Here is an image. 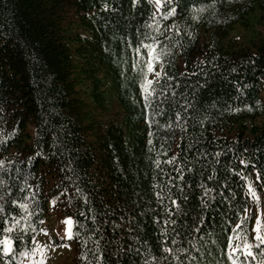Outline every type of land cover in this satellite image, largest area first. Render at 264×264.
<instances>
[{"label": "trees", "instance_id": "obj_1", "mask_svg": "<svg viewBox=\"0 0 264 264\" xmlns=\"http://www.w3.org/2000/svg\"><path fill=\"white\" fill-rule=\"evenodd\" d=\"M237 23L264 25V0H0V239L18 222L0 264L33 249L52 201L73 264H232L229 236L257 243L264 34L239 44ZM153 38L146 101L133 49ZM253 253L234 255L259 264L264 245Z\"/></svg>", "mask_w": 264, "mask_h": 264}, {"label": "snow or ice", "instance_id": "obj_2", "mask_svg": "<svg viewBox=\"0 0 264 264\" xmlns=\"http://www.w3.org/2000/svg\"><path fill=\"white\" fill-rule=\"evenodd\" d=\"M133 2L135 3V0H133ZM166 2L171 5L172 4V0H166ZM155 5L157 8L161 7L162 5V0H155ZM105 7H107V5H105ZM203 9H201L202 11ZM175 15V7L174 6H170L169 10L163 14L164 18H168V17H172ZM153 24L155 25V30L159 31V22L156 21L155 16L153 17ZM160 44V41L153 38L152 43H144L143 41L139 42L137 44V46L133 49V51L141 56L143 64H144V68L140 69L142 76H143V82L141 83V88L144 90L145 93V100H148V95L151 93L152 89L150 88V86L153 84L154 80L156 79V77H159L160 75H162L161 72H156L155 71V64L157 61H160L162 63L163 61V55H164V50L160 49L157 50V45ZM141 48L146 49V53H141ZM146 56V59H144L143 57ZM135 66V65H134ZM155 72V76L153 77V79H148V74L149 73H153ZM2 163V162H0ZM242 163H244V161H242ZM257 178L259 179V175L257 176ZM248 191L249 194L251 195L252 199L256 202L259 201V196L256 192V190L252 187L251 183H249L248 185ZM205 194H207V190H205ZM162 202V201H161ZM12 203H17L16 201H12ZM171 203L173 205H176V201L172 200ZM19 207L22 209H26L27 205L26 204H19ZM177 207H179V205H177ZM3 210V207L0 206V211ZM167 211V209H166ZM246 211V209H245ZM172 223H175V221H171ZM246 222V218L241 220V224ZM17 221L15 219H13L12 221V227H8L4 229L5 235L3 237V239H0V244L3 245V251L7 254V253H11L13 252V241L11 239V237L8 235V233H11L13 228L16 227L17 225ZM68 223L71 224V220H68ZM165 224L169 223V221H164ZM238 229H240V224H237L235 226V228L233 229V232L235 233ZM254 239L257 242L255 245H253L252 243L248 242L246 236L243 240L242 243H236L235 245L232 243L233 240L238 239V235H231L228 237V252H227V256L228 258L232 261V264H238V257H236L234 254L242 251L243 254L246 257H252L254 256L253 253V248L254 247H260V245H264V220L261 219V215H257L256 217V221H255V226H254ZM68 237L71 238V232H68ZM165 239H167V235L165 234ZM173 244L176 243L175 240L171 241ZM182 251H187L186 249H181ZM40 251L39 247L33 248L31 249V251L29 252L28 250H25L21 255L23 256H29L31 255L32 257H35L37 252ZM164 251L165 252H169L171 253L173 251L172 248H169L167 246L164 247ZM153 259H155L153 257ZM30 264H44V259H43V253L41 252V259L40 260H31ZM259 264H264V260L260 261Z\"/></svg>", "mask_w": 264, "mask_h": 264}, {"label": "rangeland", "instance_id": "obj_3", "mask_svg": "<svg viewBox=\"0 0 264 264\" xmlns=\"http://www.w3.org/2000/svg\"><path fill=\"white\" fill-rule=\"evenodd\" d=\"M254 27L255 31L257 30L264 34V25L256 24ZM255 31H253V28H246L237 23L231 35L239 37V44L251 43V39L256 36ZM262 119L260 118L258 121L260 122ZM249 181L259 196V201H254L251 207V212H253L252 229L255 235L256 217L264 212V200L259 189L255 187L256 182L253 179V175L249 177ZM49 213L50 215L43 222L35 238V246L33 248L39 247L40 251L37 252L35 257L31 255L23 256L20 264H30L31 260H40L41 252L43 253L44 264H73V243L68 237V232L70 231L68 220L70 217L63 216L59 206L54 201L49 205Z\"/></svg>", "mask_w": 264, "mask_h": 264}, {"label": "bare ground", "instance_id": "obj_4", "mask_svg": "<svg viewBox=\"0 0 264 264\" xmlns=\"http://www.w3.org/2000/svg\"><path fill=\"white\" fill-rule=\"evenodd\" d=\"M68 227H69V230L71 232L72 224H69Z\"/></svg>", "mask_w": 264, "mask_h": 264}]
</instances>
